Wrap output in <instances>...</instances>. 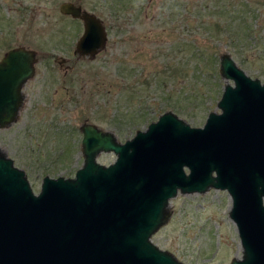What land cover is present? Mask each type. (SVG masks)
Instances as JSON below:
<instances>
[{
	"label": "rangeland",
	"instance_id": "374dc122",
	"mask_svg": "<svg viewBox=\"0 0 264 264\" xmlns=\"http://www.w3.org/2000/svg\"><path fill=\"white\" fill-rule=\"evenodd\" d=\"M62 1L0 0V57L17 44L37 50L17 118L0 127V150L25 170L36 193L45 175L74 176L82 165L83 122L119 141L166 110L203 125L210 111H220L225 52L264 82V0H72L107 24L106 44L94 57L74 53L82 23L60 12ZM115 157L101 151L97 160ZM231 204L229 193L214 187L178 191L151 240L185 264H229L242 255Z\"/></svg>",
	"mask_w": 264,
	"mask_h": 264
},
{
	"label": "water",
	"instance_id": "95a60500",
	"mask_svg": "<svg viewBox=\"0 0 264 264\" xmlns=\"http://www.w3.org/2000/svg\"><path fill=\"white\" fill-rule=\"evenodd\" d=\"M59 10L84 21L74 53L93 57L106 43L100 19L64 0ZM35 51L0 57V127L16 120ZM226 80L201 126L171 110L119 141L91 122L80 125L83 163L74 176L45 175L34 192L23 168L0 150V264H185L151 240L169 216L170 198L226 190L242 245L229 264H264V82L225 52ZM229 79L233 83L229 82ZM113 151L108 163L97 160Z\"/></svg>",
	"mask_w": 264,
	"mask_h": 264
},
{
	"label": "flooded vegetation",
	"instance_id": "af4514ba",
	"mask_svg": "<svg viewBox=\"0 0 264 264\" xmlns=\"http://www.w3.org/2000/svg\"><path fill=\"white\" fill-rule=\"evenodd\" d=\"M72 1V0H71ZM73 2H75V1H73ZM76 4H80L81 5V7H82V9L83 10H87V11H89V12H92V13H94L99 19H100V22L102 23V25L104 26V28H105V31H106V35H107V37H108V28H107V24L104 22V20H103V18L99 15V14H97L96 13V10L95 9H89V8H87L86 6H84L83 5V3L81 4L80 2H75ZM14 11H17V12H19L20 13V9H18V6L17 5H15L14 7ZM20 8L21 9H27V8H29V7H24L23 5H20ZM74 19H77V20H79L81 23H82V32H83V30H84V21L81 19V18H74ZM21 20H22V13H20V15H19V17H17V21H19V23H21ZM11 23H12V21H11ZM78 39V38H77ZM106 41H107V39H106ZM75 44H76V42H75ZM106 44V43H105ZM16 46H24V47H26L27 49H31V50H33V51H35V55H36V60H37V50L36 49H34L32 46H29L28 44H26V45H24V44H17V45H12V46H10V47H8L7 48V50L9 49V48H12V47H16ZM6 50V51H7ZM5 51V52H6ZM4 52V53H5ZM3 53V54H4ZM78 56V55H77ZM83 56V55H82ZM94 57V56H93ZM65 61V58H60L59 59V64L60 65H62L63 64V62ZM36 62V61H35ZM68 65H66V68H68V67H71V65H69L68 67H67Z\"/></svg>",
	"mask_w": 264,
	"mask_h": 264
},
{
	"label": "trees",
	"instance_id": "16d2710c",
	"mask_svg": "<svg viewBox=\"0 0 264 264\" xmlns=\"http://www.w3.org/2000/svg\"><path fill=\"white\" fill-rule=\"evenodd\" d=\"M210 59H211V57H210Z\"/></svg>",
	"mask_w": 264,
	"mask_h": 264
}]
</instances>
